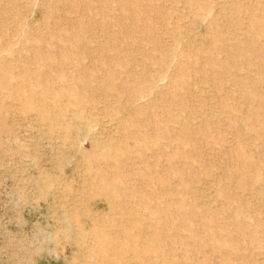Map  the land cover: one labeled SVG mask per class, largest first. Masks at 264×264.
<instances>
[{
  "label": "rangeland",
  "instance_id": "1",
  "mask_svg": "<svg viewBox=\"0 0 264 264\" xmlns=\"http://www.w3.org/2000/svg\"><path fill=\"white\" fill-rule=\"evenodd\" d=\"M260 42L264 0H0V264H264Z\"/></svg>",
  "mask_w": 264,
  "mask_h": 264
},
{
  "label": "bare ground",
  "instance_id": "2",
  "mask_svg": "<svg viewBox=\"0 0 264 264\" xmlns=\"http://www.w3.org/2000/svg\"><path fill=\"white\" fill-rule=\"evenodd\" d=\"M252 41H254V40H252ZM251 41V42H252ZM249 42V41H248ZM251 44V43H250ZM254 44V43H253ZM249 45V44H248ZM257 47H259V49L260 50H262V52L261 53H259L260 54V56H257V54L255 53V52H253V51H251L250 53H249V56L247 55V58H246V60L245 61H243V65L244 66H246L247 68L249 67V66H252V67H254L255 68V70H253V72H255V77L256 76H258V78L259 79H264V76H263V71H262V68H264V43H262V42H260V44H258V46ZM258 49V48H257ZM257 49H256V51H257ZM87 51V50H86ZM245 51L247 52V50L245 49ZM258 59V61L257 62H255L256 60ZM213 63V62H212ZM167 72H168V70H167ZM251 73V72H250ZM228 74V73H227ZM229 75V74H228ZM230 76H232V77H234L235 76V74L233 73V71L230 73ZM254 77V76H253ZM87 78H88V76H87ZM236 78V77H235ZM72 79H74V78H72ZM91 79V78H90ZM93 79V78H92ZM91 79V80H92ZM68 80V79H67ZM70 80H71V78H70ZM84 80H86V79H84ZM72 81V80H71ZM252 81L254 82V83H260V82H258V81H260V80H257V79H255V78H253L252 79ZM86 81H84V82H82V84L84 85V83H85ZM93 82V81H92ZM94 82H96L95 80H94ZM77 83V82H76ZM89 83V82H88ZM87 82H86V84H88ZM91 83V82H90ZM89 83V84H90ZM73 84H75V82L73 83ZM92 84V83H91ZM95 84V83H94ZM72 85V84H71ZM21 86V85H20ZM65 86H67V85H65ZM81 86V85H80ZM264 86V85H263ZM73 87V86H72ZM58 88V87H57ZM60 88V87H59ZM74 88V87H73ZM80 88H82V89H86L87 88V86H86V88L84 87H80ZM66 89L67 90H69L70 91V87H69V89L66 87ZM79 89V88H78ZM56 92H57V90H55ZM70 93H72V92H70ZM259 94V93H258ZM3 95V94H2ZM263 95H264V91L263 92H261L260 94H259V96L261 97V98H264L263 97ZM18 97H20V96H18ZM1 99V98H0ZM6 105V104H5ZM33 106V105H32ZM46 106V105H45ZM26 108V107H25ZM32 108V107H31ZM138 110V109H137ZM74 112V111H73ZM73 112H72V114H70V115H66V118L64 119V123L67 125V126H69V127H72V128H74V129H82V130H84L85 132L87 131V129L89 128V126H90V123L92 122H90L89 123V120H88V122H87V120L85 119V120H82L81 121V119H82V117H81V119H80V116H79V114H73ZM134 113H135V111H134ZM139 112H137V114H138ZM85 117V116H84ZM86 118V117H85ZM60 121V120H59ZM124 122V121H123ZM125 122H127V121H125ZM94 123V122H93ZM121 125V124H120ZM50 126V125H49ZM54 126V125H53ZM51 127V126H50ZM93 127V126H92ZM91 128V127H90ZM81 130V131H82ZM120 130H121V128H120ZM125 130V129H124ZM84 132V133H85ZM92 132V131H91ZM90 132V133H91ZM123 132H126V131H123ZM80 133V132H79ZM89 133V132H88ZM127 133V132H126ZM126 133H125V136H126ZM138 134V133H137ZM87 135V134H86ZM93 135H95V134H93ZM92 135V136H93ZM85 136V135H84ZM91 136V135H90ZM127 136H128V134H127ZM132 136L134 137V135L132 134ZM88 137V136H87ZM141 137V136H140ZM91 139V138H90ZM98 139V138H97ZM108 140V139H107ZM94 141V140H93ZM96 141V140H95ZM89 142V141H88ZM97 142V141H96ZM96 142H94V143H92V140H91V142L90 143H92L91 145H92V148H94V150H96V148L98 147V143H96ZM118 143V142H117ZM133 143V145H135L134 144V142H132ZM119 144V143H118ZM140 145V144H139ZM121 146V145H120ZM140 147V146H139ZM91 150V152H92V149H90ZM100 151V150H99ZM98 151V152H99ZM127 152V151H126ZM87 156V155H86ZM150 156V155H149ZM136 157H139V155H137ZM128 159V158H127ZM149 159V158H148ZM147 160V159H146ZM103 161V160H102ZM143 162V161H142ZM127 163V162H126ZM151 163V162H150ZM128 166V165H127ZM111 167V166H110ZM133 167H135V166H133ZM129 169V168H128ZM133 169V168H132ZM138 169H140L139 167H138ZM146 169V168H145ZM149 170H150V168H149ZM129 171V170H128ZM136 172V171H135ZM147 173H149V172H147ZM141 176V175H140ZM144 176H145V174H144ZM145 179V178H144ZM105 180V179H104ZM144 182V181H143ZM152 183V182H151ZM45 184V183H44ZM138 185H140V184H138ZM139 187V186H138ZM112 190H110V192H111ZM161 194V193H160ZM109 199H111V198H109ZM137 200H138V198H137ZM120 204V203H119ZM130 204H131V202H130ZM133 205V204H132ZM118 208V207H117ZM126 210H127V208H125V207H123V208H121V210H120V213H119V215H122V214H124V213H126ZM140 213H142V212H140ZM140 215H142V214H140ZM124 234H127V233H124ZM153 235H154V232L153 231H149L148 232V236H149V238H152L153 237ZM103 247H104V245H103ZM101 248V247H100ZM148 248V247H147ZM102 249V248H101ZM161 260H163V262H164V256L161 258ZM154 262L155 263H158V261L157 260H154ZM117 264V263H116ZM118 264H119V261H118Z\"/></svg>",
  "mask_w": 264,
  "mask_h": 264
}]
</instances>
